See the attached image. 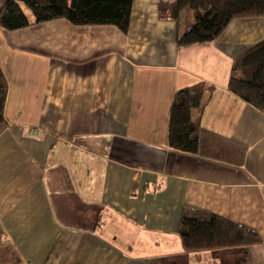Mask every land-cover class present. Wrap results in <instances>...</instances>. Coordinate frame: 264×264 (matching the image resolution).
<instances>
[{
  "label": "crops",
  "instance_id": "crops-1",
  "mask_svg": "<svg viewBox=\"0 0 264 264\" xmlns=\"http://www.w3.org/2000/svg\"><path fill=\"white\" fill-rule=\"evenodd\" d=\"M172 1L133 0L126 34L63 19L0 28V264H264V115L227 90L264 18L179 48L193 21L160 18ZM198 83L214 89L192 112L189 155L169 148L168 121L175 93ZM184 210L261 242L188 254Z\"/></svg>",
  "mask_w": 264,
  "mask_h": 264
},
{
  "label": "trees",
  "instance_id": "trees-1",
  "mask_svg": "<svg viewBox=\"0 0 264 264\" xmlns=\"http://www.w3.org/2000/svg\"><path fill=\"white\" fill-rule=\"evenodd\" d=\"M133 0H6L0 8V28L16 31L63 19L71 26H112L126 34ZM22 7L26 8L27 17ZM159 17L179 24L185 12L193 23L176 38L177 47L215 41L236 19L264 18V0H173L158 4ZM214 87L198 83L179 89L172 100L168 121V146L193 155L197 151L198 124L192 112L202 110L205 92ZM227 90L264 115V39L233 59ZM7 97V83L0 69V124ZM178 237L190 254L259 244V237L223 218L184 210Z\"/></svg>",
  "mask_w": 264,
  "mask_h": 264
},
{
  "label": "rangeland",
  "instance_id": "rangeland-1",
  "mask_svg": "<svg viewBox=\"0 0 264 264\" xmlns=\"http://www.w3.org/2000/svg\"><path fill=\"white\" fill-rule=\"evenodd\" d=\"M22 11L27 17H30V13H29V11L26 8L22 7ZM191 13H192L191 11L188 12L187 13V17H190L192 19ZM192 21H193V19H192Z\"/></svg>",
  "mask_w": 264,
  "mask_h": 264
}]
</instances>
